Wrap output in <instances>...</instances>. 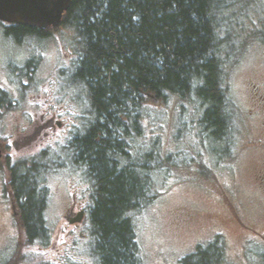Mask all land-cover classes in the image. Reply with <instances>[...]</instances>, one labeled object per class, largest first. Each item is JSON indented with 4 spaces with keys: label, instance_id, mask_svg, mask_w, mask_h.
Instances as JSON below:
<instances>
[{
    "label": "rangeland",
    "instance_id": "rangeland-1",
    "mask_svg": "<svg viewBox=\"0 0 264 264\" xmlns=\"http://www.w3.org/2000/svg\"><path fill=\"white\" fill-rule=\"evenodd\" d=\"M226 5L229 19L222 27L229 36L224 69L232 141L226 151V145L201 138L196 111L182 114L181 102L147 103V142L138 141L135 151L150 148L157 136L161 157L175 156L154 175L158 198L132 216L142 264H181L198 246L215 242L224 248L225 264H264V184L259 178L264 175V0H226ZM6 26L0 22V93L19 99L15 108L23 113L0 111V140L24 128L33 132L53 119L54 126L39 133L34 152L51 158L54 169L45 177L52 241L42 248L27 243L19 210L9 202V170L22 157L11 149L13 158L0 163V264H98L89 213L80 224L67 218L69 210L77 215L90 204L89 185L64 156L74 133L88 122L90 108L88 95L70 85L79 60L77 38L60 27L51 37L17 43L6 37ZM32 60L34 88L29 91L31 82L25 79ZM19 83L23 97L16 95Z\"/></svg>",
    "mask_w": 264,
    "mask_h": 264
},
{
    "label": "trees",
    "instance_id": "trees-1",
    "mask_svg": "<svg viewBox=\"0 0 264 264\" xmlns=\"http://www.w3.org/2000/svg\"><path fill=\"white\" fill-rule=\"evenodd\" d=\"M227 9L226 0H72L62 25L78 42L70 85L88 95L90 108L88 122L64 156L65 164L75 162L85 169L98 264H142L132 216L158 198L154 175L175 156L161 157L157 136L150 148L135 151L138 141L147 142L143 133L151 122L145 114L149 101L167 105L174 100L181 102L182 114L189 108L196 111L201 138L224 144L228 151L232 104L224 52L229 36L222 27L229 19ZM6 25V37L17 43L55 32ZM7 99L1 92L0 110ZM49 161L42 153L16 165L10 179L27 243L42 248L52 241L46 219L45 177L54 169ZM181 264H225L224 248L219 242L200 245Z\"/></svg>",
    "mask_w": 264,
    "mask_h": 264
},
{
    "label": "water",
    "instance_id": "water-1",
    "mask_svg": "<svg viewBox=\"0 0 264 264\" xmlns=\"http://www.w3.org/2000/svg\"><path fill=\"white\" fill-rule=\"evenodd\" d=\"M71 6L72 0H0V22L40 30L58 29ZM1 148L0 144V162ZM84 218V212H80L69 223L80 224Z\"/></svg>",
    "mask_w": 264,
    "mask_h": 264
},
{
    "label": "flooded vegetation",
    "instance_id": "flooded-vegetation-1",
    "mask_svg": "<svg viewBox=\"0 0 264 264\" xmlns=\"http://www.w3.org/2000/svg\"><path fill=\"white\" fill-rule=\"evenodd\" d=\"M55 31H57L58 29H54ZM47 31V30H46ZM45 31V32H46ZM34 39H38V36H33ZM35 69V68H34ZM34 69H31L29 72H27L26 74H29V75H26V81H30L31 82V88L29 89V91H33V74H35L34 72ZM33 78V79H32ZM21 83H23V80L21 81ZM29 83V82H28ZM27 83V84H28ZM26 84V85H27ZM18 90L16 91V95L17 97H23V94L22 93H19L21 91V87H20V83H19V86L17 87ZM27 89V88H25ZM27 92V90H26ZM3 93L7 94V100H5V104L3 105L2 109L0 110L1 113H4L5 115H7V113L9 111H14V110H17L15 108V106H17L16 102L19 103V99H14V98H11V95L9 94V92H4ZM28 95V93H26ZM33 98V96H32ZM19 110L17 111H20L21 108H18ZM21 112V111H20ZM86 112V109L83 110V113ZM23 112H21L22 114ZM57 113L54 114V116L56 115ZM56 117V116H55ZM45 120V118L43 119ZM54 123L55 121L53 119H51L50 121H47L43 126L41 127H36V129L32 132V130H28L27 128H24L22 131L21 130H18L16 135H9V134H6L5 138L3 141L0 140V144H1V149L3 151V157H2V160L0 163L3 162L4 159H7V160H11L13 158L12 154L13 152L11 151V149H15L16 153H19L18 156L22 157L21 160H19V162H17L14 166L11 165V168L9 170V175H10V179H11V170L16 166V165H21L23 164L24 165V162H29L30 160H32L33 158L39 156V154H35V144L37 142V139H38V135L40 132H42L43 130L45 129H49L51 127L54 126ZM57 126L59 127H62V124L60 122L57 123ZM77 132V131H76ZM76 132L74 133L72 139H70V142L68 143V145L71 144V141L74 139V136L76 134ZM13 137H16L17 141H15L14 143H12L13 141H11V139H13ZM12 143V144H11ZM67 147V146H66ZM65 147V148H66ZM38 151V150H37ZM12 153V154H11ZM29 154L33 155V156H30ZM30 156V157H29ZM51 160V158H50ZM10 166V165H9ZM67 166L69 168H73L76 172H78V175L81 176V179H83L85 182H86V177H85V169H84V166H81V165H77L75 164V162H72V164H67ZM73 171V170H72ZM262 174V173H261ZM264 174V172H263ZM261 179V183L260 184H264V175H260L259 177ZM86 185L87 182H86ZM9 195V194H8ZM76 196V195H75ZM2 198L4 199V196H2ZM9 202H10V205H12V208H15L16 210H19V207H18V204H17V201L15 199V197H13L12 193L9 195ZM2 201V199H1ZM91 203V201H90ZM90 204L88 205V208H89ZM88 208L86 209H81L79 211L80 212H84L85 216L86 214L88 213L87 210ZM68 221L69 220H73L76 218V214L74 213V209H71L69 210L68 212ZM253 240H257L256 238H253Z\"/></svg>",
    "mask_w": 264,
    "mask_h": 264
},
{
    "label": "bare ground",
    "instance_id": "bare-ground-1",
    "mask_svg": "<svg viewBox=\"0 0 264 264\" xmlns=\"http://www.w3.org/2000/svg\"><path fill=\"white\" fill-rule=\"evenodd\" d=\"M82 40H83V39H82ZM44 162H45V161H44ZM45 164H46V163H45ZM45 164H44V165H45ZM47 166H49V165H47ZM47 166H46V167H47Z\"/></svg>",
    "mask_w": 264,
    "mask_h": 264
}]
</instances>
